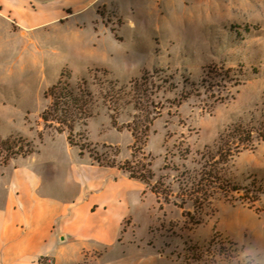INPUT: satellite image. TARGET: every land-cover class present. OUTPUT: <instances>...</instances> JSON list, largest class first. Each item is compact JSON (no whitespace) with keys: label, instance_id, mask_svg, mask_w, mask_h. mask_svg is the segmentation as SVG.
Instances as JSON below:
<instances>
[{"label":"rangeland","instance_id":"1","mask_svg":"<svg viewBox=\"0 0 264 264\" xmlns=\"http://www.w3.org/2000/svg\"><path fill=\"white\" fill-rule=\"evenodd\" d=\"M67 78L91 96V117L74 127L71 145L42 118L48 90ZM110 83L118 102L106 98ZM135 85L151 100L136 101ZM220 136L233 158L210 164L218 175L209 179L201 155ZM7 140L13 153L33 152L6 155L0 145V230L9 235L42 229L54 204L100 193L129 205L123 230L164 254L158 264H264V0H0ZM67 223L55 232L73 231ZM41 251L71 264L52 244Z\"/></svg>","mask_w":264,"mask_h":264},{"label":"crops","instance_id":"2","mask_svg":"<svg viewBox=\"0 0 264 264\" xmlns=\"http://www.w3.org/2000/svg\"><path fill=\"white\" fill-rule=\"evenodd\" d=\"M96 196L97 198H76L64 205L54 204L53 207L58 209L48 212V216L42 220L44 227L40 230H19L16 236V233L9 235V230L1 229L0 256L12 255L15 261L27 260L28 264H39L41 260L50 258L55 264L54 257L42 255L41 251L47 250L49 244H52L60 250L62 260L71 264H75L76 260L70 255L76 254L82 256L83 264H158L165 259L164 254H160L143 238L134 232L126 234L123 230L122 223L129 212L127 203L120 200H100V193ZM117 214H121V222L119 229L113 234L111 228L114 227ZM65 219L68 220L67 224L73 225V231L56 233V226ZM91 245L102 246L104 251H98L97 247H94L95 250L90 249Z\"/></svg>","mask_w":264,"mask_h":264},{"label":"trees","instance_id":"3","mask_svg":"<svg viewBox=\"0 0 264 264\" xmlns=\"http://www.w3.org/2000/svg\"><path fill=\"white\" fill-rule=\"evenodd\" d=\"M70 78H67L66 82H59L58 84H56L55 86H53L52 88H50L47 92V96L50 98V100L52 101V105L51 108L45 112V114H43V120L48 122L49 119H51V122L55 123L58 128V132L59 133H67V141L68 143L71 145V135L74 132V127L79 125L80 121H86L87 119H89L91 116L89 114V106H88V101L90 100V93L87 91V87H86V83L84 81L81 82V85H78L75 88H72L69 84ZM116 87V88H115ZM114 88V89H113ZM117 89V90H116ZM123 90V89H122ZM131 93L134 95H136L137 100L136 101H141L147 98V100H151V98L153 97L152 92H149L146 88L145 85L142 86H137L135 85V87L132 89ZM106 98H110L108 101L111 102H118L120 100V91H118V87L116 83H110V87H108L105 91V95H107ZM153 120H155V118H153ZM148 126H151L150 121L147 122ZM134 126H135V122H134ZM132 136L134 139V144L137 145L140 141V139L137 137V128L136 129H132ZM144 132L147 133L148 128L147 126L144 128L143 130ZM142 131V132H143ZM233 134H240L241 132H238V130L234 129ZM146 133H142L143 136ZM244 135V133H243ZM23 142V141H21ZM0 145L2 146V148H4V150L6 151V155H11L13 154V156H22V157H26V156H30V154H32L33 152H23L21 150V147H19L18 150H16L17 152L13 153L14 151V142L13 141H1ZM26 145V143H25ZM228 143L225 142L223 140V137L220 136L216 145H215V149L214 151H210L208 152V148L206 149L207 152L206 154L203 156L201 155V157L206 160L205 165L207 166H202L201 169V176L205 177L206 175H209V179H213L211 175L216 176L218 175L216 170H215V166L217 165H223L225 167V165H227L228 162H224V160L227 158L232 159L233 156L232 155H228L231 154L230 151H226L225 148L228 147ZM235 146V152L238 154L240 149H242L240 147L241 142H239L238 144H233ZM245 148V147H244ZM80 153H82V151L80 150ZM227 153V154H226ZM81 155V154H80ZM133 157H135L134 154H132ZM206 156V157H205ZM215 163V166H211L210 164ZM107 168H115V167H111V166H106ZM150 168V164L147 165L146 169ZM123 172H126L130 178V180H134V181H139L142 182L144 184H147L148 182H146V180H144L143 177H138L134 174L133 171L130 170H125V169H120ZM147 173L148 175H150V170L147 169ZM211 177V178H210ZM216 178V177H215ZM150 180V177L148 178ZM148 185V184H147ZM157 188H152V193L156 196L159 197L161 196L160 193L157 192L156 190ZM166 196V195H165Z\"/></svg>","mask_w":264,"mask_h":264},{"label":"built area","instance_id":"4","mask_svg":"<svg viewBox=\"0 0 264 264\" xmlns=\"http://www.w3.org/2000/svg\"><path fill=\"white\" fill-rule=\"evenodd\" d=\"M43 262H44V264H53V262L51 260H48V259H45Z\"/></svg>","mask_w":264,"mask_h":264}]
</instances>
